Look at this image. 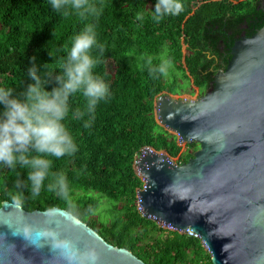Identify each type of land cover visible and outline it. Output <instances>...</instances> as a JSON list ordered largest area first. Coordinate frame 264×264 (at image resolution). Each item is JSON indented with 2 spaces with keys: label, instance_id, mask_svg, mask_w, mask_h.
I'll return each instance as SVG.
<instances>
[{
  "label": "trees",
  "instance_id": "16d2710c",
  "mask_svg": "<svg viewBox=\"0 0 264 264\" xmlns=\"http://www.w3.org/2000/svg\"><path fill=\"white\" fill-rule=\"evenodd\" d=\"M103 8L98 18L83 20L77 11L57 13L49 0H0V87L21 92L30 82L27 69L31 57L40 66L48 64L58 72L71 37L86 23H95L99 43L104 45L101 63L95 69L104 75L110 94L98 103L94 114L65 121L78 149L72 155L53 160L52 171L66 175L67 197L47 187L33 199L24 188L20 204L27 210L60 207L92 226L108 242L126 247L149 264H213L208 248L199 236L190 235L146 217L136 200L145 182L135 159L145 147L164 151L177 162H186L199 146L181 143L179 137L161 124L157 102L165 94H176L180 83L172 75L150 74L147 57L153 66L161 54L191 82L197 94L206 92L220 68L226 69L234 42L246 31L252 36L264 26L260 0H182L183 11L152 20L156 0H92ZM144 15L141 22L136 14ZM99 50H95L97 54ZM113 62L115 70H109ZM173 73V71L168 68ZM52 79L46 86H55ZM71 109L86 110L81 93L70 98ZM2 109V106H0ZM85 121L90 126L85 127ZM27 170L0 165V205L14 202L25 181ZM100 193V195H97ZM106 196L112 200L106 219L97 211ZM123 202V203H122ZM122 203V205H120ZM96 216V218H93Z\"/></svg>",
  "mask_w": 264,
  "mask_h": 264
},
{
  "label": "water",
  "instance_id": "95a60500",
  "mask_svg": "<svg viewBox=\"0 0 264 264\" xmlns=\"http://www.w3.org/2000/svg\"><path fill=\"white\" fill-rule=\"evenodd\" d=\"M231 54L206 93L158 99L161 124L199 147L186 162L144 148L138 195L146 217L181 232L191 227L213 264H264V26L237 39ZM50 227L80 249L76 264H90L89 250L96 264H149L67 209L30 211L8 200L0 205V264H68L39 235Z\"/></svg>",
  "mask_w": 264,
  "mask_h": 264
},
{
  "label": "clouds",
  "instance_id": "9594fccd",
  "mask_svg": "<svg viewBox=\"0 0 264 264\" xmlns=\"http://www.w3.org/2000/svg\"><path fill=\"white\" fill-rule=\"evenodd\" d=\"M51 7L63 15L70 10L78 12L83 20L88 17L98 18L103 11L101 6L92 0H49ZM183 11L182 0H156L152 20L159 22L166 16H175ZM136 19L144 20L140 12ZM99 50L94 54L95 50ZM58 72H54L48 64L44 65L46 72H40V66L32 56V64L27 69L30 82L19 93L10 87H0V165L10 169L17 167L26 169V180L17 181L20 189L14 196L16 205L24 200V188L29 190L33 199L41 194L45 180L51 177L47 187L56 191L61 197H67L69 185L67 177L62 172H53V160L74 154L77 143L65 121L72 111V118H83L86 114H94L98 103L110 94V86L104 75L95 69L101 63L104 45L98 41L95 23H86L84 27L71 37L70 46ZM150 74L166 75L171 64L164 59L153 66L152 58L146 59ZM56 81L50 90L46 87L50 81ZM81 93L86 101V110L71 109L70 98ZM89 127V121H85ZM146 148V147H145ZM40 237L51 238L52 247L60 249V253L68 264H76L81 251L67 237H61L54 229L40 230ZM86 259L90 264H96L98 256L94 250H89Z\"/></svg>",
  "mask_w": 264,
  "mask_h": 264
},
{
  "label": "rangeland",
  "instance_id": "374dc122",
  "mask_svg": "<svg viewBox=\"0 0 264 264\" xmlns=\"http://www.w3.org/2000/svg\"><path fill=\"white\" fill-rule=\"evenodd\" d=\"M164 59H167V53L166 52H163L161 54V60H164ZM169 68L173 71V73H171L169 70L167 71V73L171 74V75H168L167 76V79L168 80H171L172 75L175 76L178 78V81H179V85H180V88L178 87V90L177 92H175L176 94H173L174 96L176 97H182V98H195V97H198L200 96L198 93V89H193L194 86L191 84V82L187 79H185L182 75V73L177 70L172 64H170ZM109 70L110 71H114L115 70V66L113 64V62H110L109 63ZM198 149V146L197 148L195 147H191V148H186V150H189V151H196ZM167 153V152H166ZM97 195H100V193H97ZM140 201V199L138 198L136 200V204H138ZM112 200L106 196H104L102 198V204L99 208V210L97 211V216L102 218V219H106L108 217H110L111 215V211H110V208H111V203ZM123 203V202H122ZM122 203L120 205H122ZM93 218H96V216H93ZM164 225V224H162Z\"/></svg>",
  "mask_w": 264,
  "mask_h": 264
},
{
  "label": "built area",
  "instance_id": "2783aa9c",
  "mask_svg": "<svg viewBox=\"0 0 264 264\" xmlns=\"http://www.w3.org/2000/svg\"><path fill=\"white\" fill-rule=\"evenodd\" d=\"M144 151V149H142V151L141 152H139L138 154H137V156H136V159H135V165H136V167H137V170H138V172H139V174L141 175V172H140V169L138 168V162H139V159H140V154L142 153ZM144 182H145V180H144ZM145 187V184H144V186H143V188ZM138 198L140 199V201H139V203H138V206H139V209L143 212L144 211V207H143V205H142V198L138 195ZM137 198V199H138ZM166 227H168V228H170V229H176L173 225H171V224H164ZM190 235H194V236H198L195 232H194V230L191 228V227H189L187 230H186Z\"/></svg>",
  "mask_w": 264,
  "mask_h": 264
},
{
  "label": "flooded vegetation",
  "instance_id": "af4514ba",
  "mask_svg": "<svg viewBox=\"0 0 264 264\" xmlns=\"http://www.w3.org/2000/svg\"><path fill=\"white\" fill-rule=\"evenodd\" d=\"M260 2H261V3H260V5H259V7L264 9V0H260ZM245 33H246V31L244 32V34H245ZM244 34H243V35H244ZM221 70H223V68H220V69H219V71H221ZM213 86H214V85L212 84L211 87H209V88L207 89V91L210 90V89H212ZM207 91H206V92H207ZM206 92H202V93L199 94V95H202V94H204V93H206ZM198 147H199V146H198Z\"/></svg>",
  "mask_w": 264,
  "mask_h": 264
}]
</instances>
